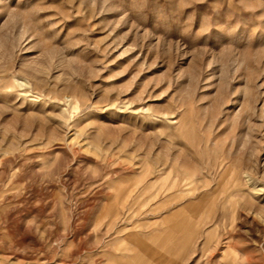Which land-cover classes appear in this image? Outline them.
<instances>
[{
	"label": "rangeland",
	"instance_id": "374dc122",
	"mask_svg": "<svg viewBox=\"0 0 264 264\" xmlns=\"http://www.w3.org/2000/svg\"><path fill=\"white\" fill-rule=\"evenodd\" d=\"M0 264H264V0H0Z\"/></svg>",
	"mask_w": 264,
	"mask_h": 264
}]
</instances>
